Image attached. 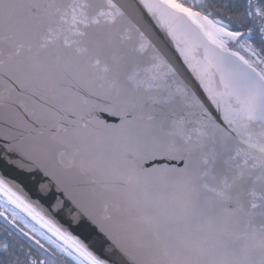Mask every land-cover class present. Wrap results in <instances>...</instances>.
<instances>
[{"label":"snow or ice","instance_id":"6c2138e0","mask_svg":"<svg viewBox=\"0 0 264 264\" xmlns=\"http://www.w3.org/2000/svg\"><path fill=\"white\" fill-rule=\"evenodd\" d=\"M0 90L23 264H264V0H0Z\"/></svg>","mask_w":264,"mask_h":264},{"label":"water","instance_id":"95a60500","mask_svg":"<svg viewBox=\"0 0 264 264\" xmlns=\"http://www.w3.org/2000/svg\"><path fill=\"white\" fill-rule=\"evenodd\" d=\"M119 2L122 5H125L130 12H134L136 9V0H119ZM157 43H160V41L157 40ZM164 50L168 58L177 67V69H179L182 73L185 72V68L182 67V61L178 58V54H176L174 50H171V46L169 45L168 47H165ZM3 104L4 99L2 90H0V114L3 112ZM16 159H18V157L12 156V162H9V160L0 157V176L12 181L14 184L20 185L24 192L27 193L31 199L35 200L37 199V193L35 190L34 181L30 179V174L28 172L16 165ZM60 219L61 222L64 223L65 227H69L71 225V230H73L74 234L87 235V232L81 226L72 224L66 216L62 215Z\"/></svg>","mask_w":264,"mask_h":264},{"label":"trees","instance_id":"16d2710c","mask_svg":"<svg viewBox=\"0 0 264 264\" xmlns=\"http://www.w3.org/2000/svg\"><path fill=\"white\" fill-rule=\"evenodd\" d=\"M217 3H227L231 5H242L244 0H217ZM243 9L236 11H225V15H231L234 18H241ZM254 40L258 42V35L254 32ZM8 245V251H0V264H9L20 260L23 264L26 255L29 252L30 244L27 240L16 233L8 224L0 221V245Z\"/></svg>","mask_w":264,"mask_h":264},{"label":"rangeland","instance_id":"374dc122","mask_svg":"<svg viewBox=\"0 0 264 264\" xmlns=\"http://www.w3.org/2000/svg\"><path fill=\"white\" fill-rule=\"evenodd\" d=\"M0 221L1 222H4V220L3 219H0ZM5 223V222H4ZM7 224V223H6ZM9 226H11L14 230H15V228L12 226V225H10V224H8ZM30 230V226H29V228H26L25 229V231H29ZM16 231V230H15ZM16 233L18 234V235H20L17 231H16ZM22 236V235H21ZM24 237V236H23ZM26 240H27V242L30 244V246H33V242L30 240V239H28L27 237H24ZM42 242H44V241H42ZM45 244H46V242H44Z\"/></svg>","mask_w":264,"mask_h":264}]
</instances>
